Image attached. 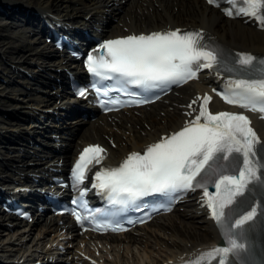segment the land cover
Masks as SVG:
<instances>
[{"label": "bare ground", "instance_id": "1", "mask_svg": "<svg viewBox=\"0 0 264 264\" xmlns=\"http://www.w3.org/2000/svg\"><path fill=\"white\" fill-rule=\"evenodd\" d=\"M0 4L11 6L5 7L8 9L6 17L0 15V61L14 66L33 65L31 80H39L47 74L57 78L66 71L78 73L81 67L64 50L57 52L52 45L44 40L41 42L42 36H31L29 31L21 30L14 19L22 14H28L30 18L37 14L46 21L54 20L64 29L75 25L92 30L104 27L102 35L106 38L195 31L198 39L206 35L237 52L264 53V29L258 28L255 14L242 12L227 17L224 5L214 8L206 0H0ZM12 8L18 12H10ZM51 55L55 58L52 63L47 61ZM5 69L0 64V75L9 80L18 76L15 70ZM221 80L220 73L205 71L196 80L153 104L96 115L94 119L77 116L67 122L63 118L68 116L71 106L88 105L71 97L63 86L57 83L55 87L46 86L45 95L32 96L38 88L26 92L0 85V107L8 106L4 100L8 98L16 101L7 107L11 113L36 117L26 126L0 118V135L30 137L42 133L47 137L37 145L38 138L32 144L28 141L18 152L14 150L18 149L15 145L0 150V181L10 186L6 191L46 188V174L55 176L62 172L78 149L87 145L106 152L104 165H117L128 155L146 152L152 147H165L203 112L211 116L243 114L253 137L264 149V121L222 103L214 93ZM21 93H29L31 100L20 98ZM42 115L47 119L58 115L56 121L61 125L48 123L47 119L42 122L39 118ZM50 129H54L55 134ZM57 134L59 138L53 140L52 136ZM47 144L57 146L60 154L50 156V152L36 151L38 146L42 148ZM261 179L264 187V166ZM240 204L245 205V200ZM258 208L257 218L252 216L250 223H254L256 236L264 241L263 191ZM7 224L14 225L15 231L10 232ZM64 228L66 232H63ZM61 250H65L64 260L70 264H187L226 256L208 205L199 192L184 197L171 214L124 235L79 237L65 218L36 217L29 224L0 211V258L3 261L8 264H49Z\"/></svg>", "mask_w": 264, "mask_h": 264}, {"label": "rangeland", "instance_id": "2", "mask_svg": "<svg viewBox=\"0 0 264 264\" xmlns=\"http://www.w3.org/2000/svg\"><path fill=\"white\" fill-rule=\"evenodd\" d=\"M23 29H26V26L25 25H22L21 26V30H23ZM18 66V68L20 69V70H25L26 72H28L29 73V71H27V70H30V68H29V66H27V65H25V64H23L22 66H20V65H17ZM9 69V68H8ZM10 70V69H9ZM4 79H6V78H4V77H1V79H0V83L2 84V85H4L5 86V80ZM7 80V79H6ZM18 80H20V81H17V82H19V83H17L18 85L19 84H22V82L21 81H23V80H27V79H24V77L23 78H18ZM29 84V79H28V83L27 82H25V85H28ZM14 85V84H13ZM12 84H11V86H13ZM13 87H15V86H13ZM19 87H20V89H21V86L19 85ZM19 87H16V88H18L19 89ZM3 96V95H2ZM24 96V95H23ZM20 97H22V95L20 96ZM4 100H6V102H8L7 104H8V106L11 104V100H9L8 98L7 99H4ZM7 105H5V106H3V107H0V118H2V116H1V114H2V112H6V111H9V110H7V107H8ZM5 117V116H4ZM10 119L11 120H13V121H15V122H17V121H19V122H22L23 123V125H25L26 123L24 122V121H22V119H24L23 117H22V115H20V114H16V115H14L13 117H10ZM17 120V121H16ZM4 143H5V140H4Z\"/></svg>", "mask_w": 264, "mask_h": 264}]
</instances>
